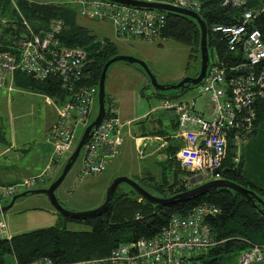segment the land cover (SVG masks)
Wrapping results in <instances>:
<instances>
[{"label": "built area", "instance_id": "built-area-1", "mask_svg": "<svg viewBox=\"0 0 264 264\" xmlns=\"http://www.w3.org/2000/svg\"><path fill=\"white\" fill-rule=\"evenodd\" d=\"M78 14L88 19L106 20L114 33L122 38L152 40L164 22L160 9L119 3L112 0H71ZM168 4L196 12L203 0H137ZM249 0H219L220 5L242 8L240 20L234 24H213L212 32L225 38L228 60L214 57L207 64L197 92L207 95L206 115L193 109L192 100H162L161 106L175 115V137L180 142L175 151L178 165L192 172L194 183L218 178V169L225 155L226 141L250 135L254 127L255 101L264 96V40L250 20L264 11L246 6ZM4 20L1 19L0 23ZM20 32H3L0 26V89L15 72L35 80L54 79L57 91L43 94V101L52 105L55 119L45 131L50 144V161L73 148L72 133L76 124H84L96 100L97 88L85 83V51L78 46H64L58 41L59 20L52 21L41 32L31 30L21 18ZM104 104V103H103ZM103 115L90 130L81 147L78 177L102 172L107 162L116 157L123 140L122 122L114 103L108 99ZM171 137V134H170ZM151 141V137H146ZM52 166L33 176H23L10 184H0V208L10 196L33 188L42 182ZM190 181V180H189ZM213 205L198 204L183 215L172 216L156 234L117 244L106 256L63 262L60 264H200L192 258L205 254L221 243L210 230L208 219L218 213ZM137 216V215H136ZM0 210V239L8 240ZM11 264H18L9 255ZM264 261V244H249L237 254L238 264ZM24 264H53L40 257Z\"/></svg>", "mask_w": 264, "mask_h": 264}, {"label": "trees", "instance_id": "trees-1", "mask_svg": "<svg viewBox=\"0 0 264 264\" xmlns=\"http://www.w3.org/2000/svg\"><path fill=\"white\" fill-rule=\"evenodd\" d=\"M261 2L262 0H249L246 6L259 7ZM77 9V5L72 1L70 3H49L32 0H0V20H4L0 26L4 33L13 29L15 32H20L23 29L22 18L29 28L37 33L46 29L51 20H59L61 22V28L57 34L59 43L66 47L78 46L85 51L84 67L89 75L85 83L97 86L102 64L118 52L111 41L106 38L97 39L89 30L75 22L74 17L78 13ZM241 10L242 8L222 6L219 0L202 1L197 13L206 27L207 64L214 60L213 55L223 60L230 58L226 50L225 38L219 32H212L210 30L211 25L237 23L240 20ZM160 11L164 14V22L156 38L172 39L187 45L189 47L188 59L199 55V32L196 21L185 14ZM249 23L259 30L261 38L264 40V11L256 13ZM141 71L145 75L142 68ZM197 71L192 76H195ZM13 83L48 95H53L58 90L54 79L35 80L31 76L19 72L13 74ZM182 90H173L169 95L162 91L152 90V94L159 99L171 100L170 98L175 97ZM106 99L108 100L107 97ZM190 100L193 101V99ZM104 102L105 98L103 99ZM105 104L103 105L105 106ZM170 122L172 129L169 134L175 127V115L173 113ZM257 123L264 126V96L255 101L254 127ZM230 134L226 141L224 158L218 169L219 176L252 189L264 202V188L260 186V182L252 183L242 175V160L229 149L231 146L228 143ZM168 139L169 143L165 147L166 157L164 162L160 164L158 181L154 180L152 176L145 177L150 182V185L146 187L154 189L157 194H153L143 187V179L140 181L141 183L137 182L142 188L156 196H168L187 188L178 178L179 174L186 175L187 172L179 171L178 165L174 162V153L180 142L171 138ZM6 143L7 141L0 130V145ZM262 170L264 171V155ZM189 174L187 173V175ZM169 177H172L170 182L168 181ZM53 179L44 176L42 182L33 188L44 187ZM120 184L116 186L108 207L100 213L77 219L62 216L65 220L87 225V230L75 231L49 225L13 234L8 240L0 239V264H9L5 260L7 255L12 256L18 264L28 263L40 257L49 259L53 264L103 257L117 244L140 237L148 238L156 234L172 216L183 215L198 204L217 207L218 213L208 219V224L213 235L217 239H224V241L208 249L205 254L195 256L192 258V262L197 260L200 264H220L219 256L223 251L235 249L238 254L240 250L248 248L249 244H264V239H257L255 235L260 232L259 236H263L261 232L264 233L263 206L255 200L253 202L246 200L229 188H214L192 198L175 200L160 205L144 200L128 185V190H120L118 188ZM8 198L3 203L8 201Z\"/></svg>", "mask_w": 264, "mask_h": 264}, {"label": "rangeland", "instance_id": "rangeland-1", "mask_svg": "<svg viewBox=\"0 0 264 264\" xmlns=\"http://www.w3.org/2000/svg\"><path fill=\"white\" fill-rule=\"evenodd\" d=\"M32 1L49 3L71 2V0ZM74 20L78 25L94 34L97 39L106 38L111 41L118 54L132 56L143 61L159 84L175 83L184 76H192L198 70L199 56L188 59L189 47L183 43L172 39L160 38H154L153 40L124 39L115 35L112 26L106 20L88 19L78 13L75 14ZM53 21H57V19ZM197 88V85H190L170 99L172 101L194 99L193 109L202 112L205 116L207 95L199 94ZM103 90L104 103H107L106 97L110 100H115L119 114L117 117L120 121H123L120 117L123 119L132 118L139 115L140 112L146 111L153 118H161L163 123L169 122L167 113L163 109L149 110L152 106L157 105L159 101L152 96V88L148 79L144 76L141 67L137 63H128L123 60L111 62L104 72ZM140 91H142V95ZM162 92L169 95L173 90L167 89ZM36 99V103L33 101L29 102L15 95L10 100L4 93L0 94V130L8 141L10 138L14 139V146L11 148L9 159L6 162H10L11 165L22 172L25 169V163L33 162V164L30 163V167L25 173H31L33 169L38 172L41 169V164H38L39 157L43 156L46 159L47 155L51 154L50 145L43 138V130L46 124L48 108H51L52 105L45 102L42 103L38 97ZM96 110L95 100L86 122L84 124H76L74 127L72 133L73 146L79 139L86 124L95 116ZM141 119L133 120L130 123L139 120L141 122L144 121ZM171 139L177 141L175 127L171 133ZM228 143L231 145L229 147L230 151L242 160V175H244V178L252 183L260 182V186L264 188V171L262 170L264 126L261 123H257L250 136L237 141L230 137ZM126 144L128 145V143ZM128 149L132 151L130 147ZM22 150H25L26 155L23 154ZM70 152L67 151L57 158L55 164L52 165L51 171L47 172L46 176H48V179L58 176ZM80 154L81 148L69 170L54 189L57 201L65 209L71 211L85 210L97 206L103 200L107 184L114 177L122 175L132 179L127 171L123 173L113 172L116 169L117 160L106 165L105 169L100 173L78 177ZM174 162L178 165L175 156ZM178 169L181 172L190 173L189 175L186 173L187 176L184 174L178 175L184 187L192 186L189 182L192 178V172L182 169L179 165ZM43 171L44 169L41 172ZM171 180L172 177H169L168 181L170 182ZM134 181L141 183L138 180ZM143 187L151 193L157 194L154 189ZM118 188L120 190H128V186L124 183H121ZM6 203L7 201L3 205ZM2 214L7 233L10 236L49 225L65 227L75 231L88 229V226L83 223L65 220L62 215L52 208L46 197L41 193L17 197L8 208L2 211ZM259 234L260 232L255 234L256 238L264 239V233L261 232L263 236H259ZM219 257L220 264H238L237 251L235 249L223 251ZM5 258L11 264L9 255ZM247 264H264V261H250Z\"/></svg>", "mask_w": 264, "mask_h": 264}, {"label": "water", "instance_id": "water-1", "mask_svg": "<svg viewBox=\"0 0 264 264\" xmlns=\"http://www.w3.org/2000/svg\"><path fill=\"white\" fill-rule=\"evenodd\" d=\"M119 3L124 4H130V5H136V6H143L148 8H154V9H160L170 12H177L181 14H185L191 18H193L197 25H198V32H199V38H198V56H199V66L198 71L195 76H184L180 80H178L175 83L172 84H159L156 82L154 76L150 73L146 65L143 61L134 58L132 56L123 55V54H116L110 58H108L103 64L100 69V73L97 80V92H96V105L97 110L96 114L93 117L91 121H89L86 126L84 127L79 139L75 143L73 149L71 150L70 154L68 155L63 168L61 172L56 176L48 185L44 187H38L33 189H28L21 191L17 194H14L8 198V201L6 204L2 205L0 210L3 211L6 208H8L15 198L19 196H24L26 194H36L41 193L43 194L46 199L48 200L49 204L52 206V208L59 213L60 215L64 217H68L71 219H77V218H83L86 216L98 214L101 211L105 210L110 201L112 194L116 188V186L120 183H125L128 185L134 192H136L141 198L144 200L153 203V204H168L175 200H184L187 198H192L197 195L203 194L208 190L219 188V187H226L231 189L232 191L239 194L241 197L245 198L246 200H250L253 202L255 200L257 203H260L264 208V202L260 199V197L250 188H247L235 181L225 179L222 177L209 179L203 182H199L197 184L194 183L193 178L190 179V183L192 184L191 187L186 188L185 190L170 194L168 196H156L142 188L137 182L134 180L126 177V176H116L114 177L106 186L104 191V197L103 200L95 207L85 210H79V211H71L65 209L56 199L54 195V189L57 187V185L60 183L62 178L64 177L67 170L70 168L72 162L77 157L80 148L83 146V144L87 141L88 136L90 134L91 128H93L101 119L103 115V99H104V90H103V78H104V72L106 67L113 61L116 60H123L128 63H137L142 70L144 71L149 85L151 86L153 91H163L167 89L172 90H181L187 87L188 85H195L198 84L201 80V78L204 76V72L208 63V54H207V48H206V27L203 22V20L199 17L198 13L193 12L188 9L180 8L171 6L168 4L163 3H155V2H143V1H137V0H112ZM264 214V212H263Z\"/></svg>", "mask_w": 264, "mask_h": 264}, {"label": "crops", "instance_id": "crops-1", "mask_svg": "<svg viewBox=\"0 0 264 264\" xmlns=\"http://www.w3.org/2000/svg\"><path fill=\"white\" fill-rule=\"evenodd\" d=\"M1 93H4L10 100L15 95H18L20 99L28 100L29 102L33 101L36 103V97H38L42 103L44 102L43 93H39L38 91L28 87L15 85L13 83V76L10 80L5 81L4 86L0 89V94ZM140 94L142 95V91H140ZM152 96L154 95L152 94ZM155 98L158 99L159 102L157 105L149 108V110L155 111L157 109H163L167 113L169 122L163 123L161 118H153L149 116V113L146 111L140 112L139 115L132 118L123 119L120 117L121 120H123L121 121L123 124L121 128L123 140L120 151L116 157L107 162L108 165L117 160L116 169H114L113 172L123 173L127 171L132 179L138 181L143 179V186L150 185V182L145 179L146 176H152L154 180L158 181L160 176V164L164 162L166 157L165 147L169 143L168 138H171L169 133L172 129L170 122L172 112L169 109L162 108L161 103L164 98ZM112 101L114 103L115 113L118 116L119 114L116 109L117 104L114 99H112ZM139 118H142L141 120L144 121L140 122L139 120L134 123H130ZM54 119L55 110L51 106V108H48L46 124L43 130V138L48 144L49 142L46 137H44L45 131ZM146 137H151V141H148ZM6 141L7 143L5 145H0V184L13 182L22 176L36 175L45 169V167L55 164V161L54 163L50 161V155L48 154L46 159H44L43 156L39 157L38 164H41V169L39 168L40 170L38 169V172L35 171L36 169H33L31 173H25L30 167V163L33 164V162L25 163V169H23L22 172L16 169L15 166L11 165L10 162H6V160L9 159L10 150L14 146V139L10 138L9 141L7 139ZM126 143H128V145ZM129 147L132 151H129ZM22 152L26 155L25 150H22Z\"/></svg>", "mask_w": 264, "mask_h": 264}]
</instances>
